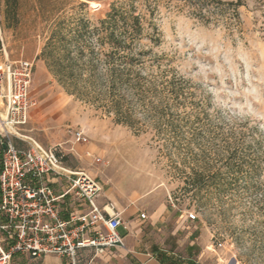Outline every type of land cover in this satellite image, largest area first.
<instances>
[{
	"label": "rangeland",
	"instance_id": "obj_1",
	"mask_svg": "<svg viewBox=\"0 0 264 264\" xmlns=\"http://www.w3.org/2000/svg\"><path fill=\"white\" fill-rule=\"evenodd\" d=\"M112 3L142 24L118 51L101 24ZM201 4L0 0V66L34 62L14 140L61 148L139 214L168 207L192 262L264 264V0ZM76 130L88 144L73 146Z\"/></svg>",
	"mask_w": 264,
	"mask_h": 264
},
{
	"label": "built area",
	"instance_id": "obj_2",
	"mask_svg": "<svg viewBox=\"0 0 264 264\" xmlns=\"http://www.w3.org/2000/svg\"><path fill=\"white\" fill-rule=\"evenodd\" d=\"M33 73L32 61L0 66V264H13L17 257L40 260L46 256L83 264L81 251L103 255L114 248L126 250L119 233L125 224L118 214L109 212L114 210L113 204H97L102 187L96 180L84 172L67 170L59 147L46 148L30 139L24 141L26 146L15 143L14 137L28 124L30 109L35 105L31 100ZM73 138L75 144L89 143L81 130L74 131ZM61 178L70 180V189L59 197L51 181ZM71 192L86 202L90 211L64 220L59 202ZM141 218L145 219V214ZM188 218L196 220L194 214ZM99 224L103 230H95Z\"/></svg>",
	"mask_w": 264,
	"mask_h": 264
},
{
	"label": "crops",
	"instance_id": "obj_3",
	"mask_svg": "<svg viewBox=\"0 0 264 264\" xmlns=\"http://www.w3.org/2000/svg\"><path fill=\"white\" fill-rule=\"evenodd\" d=\"M75 144L73 138V146ZM85 146V145H83ZM72 153L77 155L74 147ZM87 154H91L88 156ZM87 158L95 159L90 150L85 151ZM63 166L71 172H82L68 165L63 159ZM89 176V175H88ZM91 177V176H90ZM93 178V177H91ZM100 186L101 183L96 179ZM51 187L56 196H63L70 189V180L67 178L53 179ZM97 204L104 207L114 205L111 214H118L125 226L119 229L120 235L126 243V250L114 248L103 255H95L94 251L86 250L79 253L83 264H200L199 260L192 262L191 257H183V237L178 235L184 230V223L177 222L171 226L168 217V207L157 211L139 214V209L130 202L116 199L102 189ZM60 212L64 220H69L72 215L80 216L90 211L89 206L75 193L71 192L59 202ZM146 218L142 219L141 215ZM99 224L95 230H103ZM182 238V239H181ZM37 264H68L67 260L59 256H46L40 260L25 258Z\"/></svg>",
	"mask_w": 264,
	"mask_h": 264
},
{
	"label": "trees",
	"instance_id": "obj_4",
	"mask_svg": "<svg viewBox=\"0 0 264 264\" xmlns=\"http://www.w3.org/2000/svg\"><path fill=\"white\" fill-rule=\"evenodd\" d=\"M92 2H102L104 0H85ZM215 0H184V2L191 6L195 7V11L201 13L204 11V6L201 4L202 2H209ZM128 14H126L127 16ZM125 14L119 11L116 7L115 3H112L109 7V12L106 15V19L102 21V26H106L105 31L107 32V40L112 47L113 51H118L119 49L123 50L125 47H131L134 39L142 33V24L138 16H127L124 17ZM122 17V21L124 24V28L120 32L119 28H117L119 23V18ZM119 31V32H118ZM127 64L130 65V58H127ZM119 123L128 124L124 120H119ZM0 154L2 155V150L0 149ZM2 171V165L0 166V173Z\"/></svg>",
	"mask_w": 264,
	"mask_h": 264
},
{
	"label": "water",
	"instance_id": "obj_5",
	"mask_svg": "<svg viewBox=\"0 0 264 264\" xmlns=\"http://www.w3.org/2000/svg\"><path fill=\"white\" fill-rule=\"evenodd\" d=\"M3 149L5 150L6 149V146H3Z\"/></svg>",
	"mask_w": 264,
	"mask_h": 264
}]
</instances>
